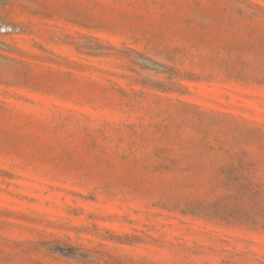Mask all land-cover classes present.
<instances>
[{
	"label": "rangeland",
	"instance_id": "rangeland-1",
	"mask_svg": "<svg viewBox=\"0 0 264 264\" xmlns=\"http://www.w3.org/2000/svg\"><path fill=\"white\" fill-rule=\"evenodd\" d=\"M0 264H264V0H0Z\"/></svg>",
	"mask_w": 264,
	"mask_h": 264
}]
</instances>
